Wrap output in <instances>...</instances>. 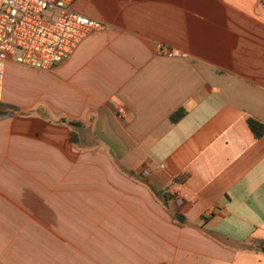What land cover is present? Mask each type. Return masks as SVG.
Listing matches in <instances>:
<instances>
[{"label": "crops", "instance_id": "crops-1", "mask_svg": "<svg viewBox=\"0 0 264 264\" xmlns=\"http://www.w3.org/2000/svg\"><path fill=\"white\" fill-rule=\"evenodd\" d=\"M72 8L107 29L7 65L0 264H264V0Z\"/></svg>", "mask_w": 264, "mask_h": 264}, {"label": "built area", "instance_id": "built-area-1", "mask_svg": "<svg viewBox=\"0 0 264 264\" xmlns=\"http://www.w3.org/2000/svg\"><path fill=\"white\" fill-rule=\"evenodd\" d=\"M73 0H0V101L7 65L53 71L107 26L72 8ZM172 52L171 55H177ZM126 115L124 108L119 109ZM145 176L149 171L145 170Z\"/></svg>", "mask_w": 264, "mask_h": 264}, {"label": "trees", "instance_id": "trees-1", "mask_svg": "<svg viewBox=\"0 0 264 264\" xmlns=\"http://www.w3.org/2000/svg\"><path fill=\"white\" fill-rule=\"evenodd\" d=\"M182 115H183L182 112L177 113V115H175V117H173V120L176 121L177 119L181 118ZM250 127L257 137H261L264 134V125L260 124L259 122L255 121V120H251L250 121ZM174 219L180 225H186L187 224V220L182 215H179V214L174 215ZM255 245H256L257 249L261 250L264 253V241H256Z\"/></svg>", "mask_w": 264, "mask_h": 264}, {"label": "rangeland", "instance_id": "rangeland-1", "mask_svg": "<svg viewBox=\"0 0 264 264\" xmlns=\"http://www.w3.org/2000/svg\"><path fill=\"white\" fill-rule=\"evenodd\" d=\"M20 72H18L16 74V71H15V68L13 69V71H11V78H13L15 80V83H16V86L15 88H19L20 90H31V88H34V83H35V79L32 80L30 77V74H27L24 70L22 69H19ZM43 72H48V71H43ZM52 75V73L50 74ZM31 84H32V87H31ZM10 97V96H9ZM13 97V95L11 96ZM4 99V96L2 98V100ZM1 100V101H2Z\"/></svg>", "mask_w": 264, "mask_h": 264}]
</instances>
